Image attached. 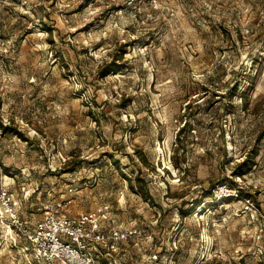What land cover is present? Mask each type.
Here are the masks:
<instances>
[{"label":"rangeland","instance_id":"rangeland-1","mask_svg":"<svg viewBox=\"0 0 264 264\" xmlns=\"http://www.w3.org/2000/svg\"><path fill=\"white\" fill-rule=\"evenodd\" d=\"M0 117V264L102 204L98 264H264V0H0Z\"/></svg>","mask_w":264,"mask_h":264},{"label":"built area","instance_id":"built-area-1","mask_svg":"<svg viewBox=\"0 0 264 264\" xmlns=\"http://www.w3.org/2000/svg\"><path fill=\"white\" fill-rule=\"evenodd\" d=\"M106 1L115 3L119 0ZM136 1L139 0H129V3L133 4ZM213 191L216 199L241 197L239 190L228 184H220ZM3 198H7L6 192L3 193ZM246 201L249 203L250 199ZM110 213V205L102 204L93 213L78 215L64 214L59 208L47 209L43 218L30 228L27 222L25 223L14 212L12 220L17 228L24 231L35 259L41 264H98L99 254L110 255L111 250L116 249L117 243L140 233L137 230L104 228ZM98 246L106 251L99 252Z\"/></svg>","mask_w":264,"mask_h":264},{"label":"trees","instance_id":"trees-1","mask_svg":"<svg viewBox=\"0 0 264 264\" xmlns=\"http://www.w3.org/2000/svg\"><path fill=\"white\" fill-rule=\"evenodd\" d=\"M186 125V124H185ZM0 129L3 131V132H7L8 130H11L14 134L18 135L20 138H23L25 137L21 131H19L18 129L16 128H12V127H9L7 125L4 124V122L2 121L1 117H0ZM212 197H214L213 193H212ZM227 199V198H225ZM224 199V200H225Z\"/></svg>","mask_w":264,"mask_h":264},{"label":"crops","instance_id":"crops-1","mask_svg":"<svg viewBox=\"0 0 264 264\" xmlns=\"http://www.w3.org/2000/svg\"><path fill=\"white\" fill-rule=\"evenodd\" d=\"M78 215V214H77Z\"/></svg>","mask_w":264,"mask_h":264}]
</instances>
